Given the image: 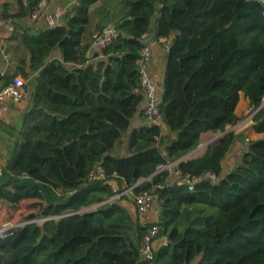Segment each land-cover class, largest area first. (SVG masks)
Returning <instances> with one entry per match:
<instances>
[{"label": "trees", "instance_id": "trees-1", "mask_svg": "<svg viewBox=\"0 0 264 264\" xmlns=\"http://www.w3.org/2000/svg\"><path fill=\"white\" fill-rule=\"evenodd\" d=\"M15 1L1 18L29 16L40 0ZM99 1L98 30L112 24L118 32L101 47L86 38ZM12 23L23 55L0 90L19 74L28 103L7 133L0 171V223L15 225L0 235V264H148L138 253L147 226L129 192L110 199L111 182L156 196L155 264H264V105L251 124L262 135L236 162L227 156L234 130L185 157L202 133L239 121L241 95L261 105L264 0H77L54 27ZM150 30L169 43L160 81L165 132L161 124L134 125L145 103L141 35ZM175 160L172 170L199 177L192 190L167 185L171 169L155 173ZM98 167L105 178L90 180Z\"/></svg>", "mask_w": 264, "mask_h": 264}, {"label": "built area", "instance_id": "built-area-1", "mask_svg": "<svg viewBox=\"0 0 264 264\" xmlns=\"http://www.w3.org/2000/svg\"><path fill=\"white\" fill-rule=\"evenodd\" d=\"M47 0H40L37 7L31 12L30 16L32 18H36L38 15L41 14L42 7L46 4ZM77 2V0H73V3ZM60 11H55L54 13L45 14V18L47 24L50 27H54L59 25L54 19V16L60 15ZM5 26L8 31L13 30V25L10 20H7ZM118 32L114 28L112 24L109 26H105L102 30H97L92 34L91 44L92 46H105L111 40L116 38ZM141 38L145 41L142 49L139 53V58L137 60L138 64V83L142 93L144 94L145 103L142 110V119L143 122L147 124H161V116H160V90L161 84L155 74L152 73V68H156L159 65V60L152 54V46L168 43V38L164 36L156 37L153 31H147ZM25 80L21 75H16L13 77L12 81L6 85L3 89L0 90V101L1 102H18L25 98V90H24ZM259 108H254L251 113L253 116ZM1 135V131H0ZM175 161H168L165 165L166 169H171L175 164ZM172 170V169H171ZM173 174L175 178L171 181H168L167 185L174 186V185H188L189 189L192 190L194 184L199 181V177H191L189 175H182L181 172L174 168ZM206 178H209L212 181L217 180V176L213 173L208 171L205 174ZM88 178L90 180L94 179H104L105 173L101 167L96 169H92L89 172ZM144 180V179H143ZM114 195L110 199H116L123 193H128L131 190V187H127L121 191H119L118 186L115 182H111L110 184ZM158 187H162V185H158ZM132 202L134 211L137 215L138 221L141 225L147 226L146 232L144 233L142 240L139 245L138 253L139 259L141 261H146L148 264H155L154 260V251L155 245L157 242V234L159 231V226L156 224L155 219L151 216V209L153 203L156 199V196L148 191L143 190L137 194H133ZM162 202V199L159 200ZM154 219V221H152ZM4 226H7L5 229H0V235H7L10 233L11 228L15 225L10 222L2 223ZM165 244L166 241L163 240L161 242Z\"/></svg>", "mask_w": 264, "mask_h": 264}, {"label": "crops", "instance_id": "crops-1", "mask_svg": "<svg viewBox=\"0 0 264 264\" xmlns=\"http://www.w3.org/2000/svg\"><path fill=\"white\" fill-rule=\"evenodd\" d=\"M99 1L96 2L89 11V19L86 26L87 40L91 41L92 34L98 30L97 23L101 21L103 15V3ZM7 3V5H6ZM73 3V0H47L46 4L42 7L41 14L36 18H32L30 15L26 16L22 19H13L14 22L17 21L25 26H33L35 28L38 27H46L47 21L45 18V14L54 13L55 11H60L61 14L54 16V19L57 23H61V16L64 11L70 7ZM102 4V5H100ZM8 6V7H5ZM17 9V3L15 0H0V85L2 84L1 77L5 74L14 73L17 70L18 66V58L23 55L22 48L20 46V38L16 35L13 36V30L8 31L5 23L7 20L13 21L12 18H1L3 12H13ZM13 25V23H12ZM12 35V37H11ZM169 43L153 45L152 46V54L158 58L159 65L156 68H152V73L155 74L159 80H162L163 77V53L164 48L168 49ZM19 75V74H17ZM22 99L18 102H1L0 101V171L1 167L5 162V158L8 155V145L12 143L11 138L8 137V131L14 129L19 125V118L23 110L25 109L28 99ZM238 105V104H237ZM237 113V106H236ZM238 114V113H237ZM239 115V114H238ZM144 119L137 117L135 119L134 125H138L143 123ZM163 132L166 131L164 125H162ZM213 132L207 131L200 135V139L204 136L209 135ZM262 134H259L260 137ZM257 137V138H258ZM205 151V150H204ZM204 151L197 152L196 148L191 150L189 153L185 155V157L191 156L196 157L200 156L204 153ZM229 159V158H228ZM230 161V160H229ZM232 162V161H231ZM230 163V162H229ZM165 165H161L157 168V171L165 170ZM154 207H152L150 213L153 218H156V213L153 212Z\"/></svg>", "mask_w": 264, "mask_h": 264}, {"label": "rangeland", "instance_id": "rangeland-1", "mask_svg": "<svg viewBox=\"0 0 264 264\" xmlns=\"http://www.w3.org/2000/svg\"><path fill=\"white\" fill-rule=\"evenodd\" d=\"M262 102H264V96L262 99ZM254 110L248 102L246 98H244L242 95L239 98L238 105H237V113L240 116L239 121L235 125H227L225 131L234 130L235 133L238 134L237 141L231 146V148L227 152V156L229 158H233V162L237 161L241 151L246 146L247 141H250L252 139H255L258 137V133L254 132V130L251 128L252 124V116L251 113ZM222 135V132H215L211 133L209 135L204 136L202 139H200L196 151L202 152L206 149V147L210 144L215 143L218 138ZM157 171V170H156ZM160 172V171H157ZM143 181V179H140L138 182ZM133 196L132 192H129L128 196ZM129 198L126 197L124 199V202H126ZM95 205H92L87 208H83L84 210H92ZM134 208V207H133ZM57 214L53 213L52 216H56ZM7 226H4L2 223H0V229H5Z\"/></svg>", "mask_w": 264, "mask_h": 264}, {"label": "water", "instance_id": "water-1", "mask_svg": "<svg viewBox=\"0 0 264 264\" xmlns=\"http://www.w3.org/2000/svg\"><path fill=\"white\" fill-rule=\"evenodd\" d=\"M263 105H264V102H262L261 105L258 108L262 107ZM226 132H228V131H224V132H222V134H225ZM155 173H157V171H155Z\"/></svg>", "mask_w": 264, "mask_h": 264}]
</instances>
